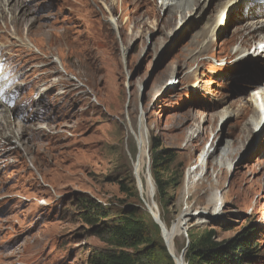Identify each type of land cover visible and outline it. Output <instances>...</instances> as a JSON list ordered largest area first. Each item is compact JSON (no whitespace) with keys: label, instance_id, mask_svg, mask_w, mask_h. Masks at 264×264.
<instances>
[{"label":"rangeland","instance_id":"rangeland-1","mask_svg":"<svg viewBox=\"0 0 264 264\" xmlns=\"http://www.w3.org/2000/svg\"><path fill=\"white\" fill-rule=\"evenodd\" d=\"M245 2L228 7L193 55L226 0L178 12L162 0H0L1 71L12 79L0 113V264H87L102 243L74 215L82 194L141 205L157 224L133 165L129 128L141 120L151 173L153 143L178 156L179 180L155 197L168 226L189 210L177 253L207 229L219 240L253 230L263 251L253 264H264V125L251 126L248 101L264 81V56L258 39L242 44L264 14L250 15ZM159 230L149 263L176 264Z\"/></svg>","mask_w":264,"mask_h":264},{"label":"trees","instance_id":"trees-1","mask_svg":"<svg viewBox=\"0 0 264 264\" xmlns=\"http://www.w3.org/2000/svg\"><path fill=\"white\" fill-rule=\"evenodd\" d=\"M177 157L176 150L162 148L156 142L152 144V174L161 198L167 196L176 178H180L173 168ZM73 207L84 233L102 243L90 247L87 264H150L148 258L158 248L161 234L158 224H150L148 213L141 205L106 203L82 194ZM252 233L249 230L227 240H219L215 229L192 235L186 261L189 264H253L263 251Z\"/></svg>","mask_w":264,"mask_h":264},{"label":"bare ground","instance_id":"bare-ground-1","mask_svg":"<svg viewBox=\"0 0 264 264\" xmlns=\"http://www.w3.org/2000/svg\"><path fill=\"white\" fill-rule=\"evenodd\" d=\"M162 3H163V5H162L163 8H167L170 10L174 9L177 12L179 10L180 11H184V10L187 11L190 8H192V11H195V10L197 11V10H199V8L200 9L202 7L204 8L208 4V0H162ZM173 3H175V6H173ZM195 3H197V4H195ZM234 3H235V0H226V3L224 5V9H223L221 15L219 16V18H217L214 21L211 20L212 23L210 25H208L206 27V29L204 28L205 30L203 29L202 31H200L198 33V35L202 38V40L197 42L198 43V49L193 55H195L196 53L201 51L202 47L204 46L205 41H207L206 39L209 37V35L214 34V31L216 30L218 24L224 20L228 7L233 5ZM244 6L245 7L243 10L250 12V15L255 14V13L264 14V0H247V2H245ZM24 13H25V10H24ZM110 16H111V14H110ZM184 19L185 18L182 17V19H180L179 22L181 23ZM258 19L259 20L254 21L250 25L251 27L249 29H247L246 34L242 40V44H245L246 42H254V41H256V39H258L259 43H258V46L256 48V50H258V56H260V55L264 56V50L258 49L260 47V45L264 43V16H262L261 18H258ZM110 20L114 24V26L117 27V23H116L115 18L113 16L110 17ZM207 22H209V21H207ZM254 44H255V42H254ZM241 50H242V48H241ZM1 64L2 63L0 61V113L3 110L2 109L3 107H6V108L8 107V106H6L7 104L5 105L3 103L5 102V98H7L10 94V88L9 87H10V84L12 82V79L10 78L9 73L7 71H4V70L1 71ZM248 97H249L248 101L254 109V115H253L254 117L251 120V124H252L251 126L258 129L264 125V81H263V83H261L260 85L255 87L254 92L251 94V96H248ZM2 115H4V114H2ZM6 115H8V114H6ZM129 129H131V131H133V133L136 137L138 149H139L137 152V155L133 161V165H134L135 175H136L138 188H139V191L141 193V196H142L144 202L146 203L147 208L149 207V209L154 213V215L161 219L162 226H163V231H162L163 237H164L165 243L167 245V248H168L171 256L173 258H175V260H177L178 264L185 263L186 259L181 258V255L179 253H177L176 241L179 237L182 236V234L185 235L184 223L187 221V218L189 215V210L188 209L184 210L182 212L181 216L172 224V226H168L167 223H165L163 221V219L161 218V215H160L158 204H157L156 199H155L156 193H157V184H156V181H155V179L151 173V169H150V153H149L150 135H149V129L145 126L143 120L140 121L139 127L137 129H135L133 127H130ZM11 136L6 134L5 140L7 142L8 141H14V142L18 143V137L16 135H11ZM205 152L206 151H204L200 156V162L203 164L207 163V155L205 154ZM223 153L225 154L226 151H224ZM218 162L223 164L222 157L220 159H218ZM192 169L193 168H191L187 172V178H188L187 181L188 182H187V186L185 189L186 193L189 190V182H190L189 180H190L191 175L193 174ZM214 207H215V210H217V207L216 206H214Z\"/></svg>","mask_w":264,"mask_h":264},{"label":"water","instance_id":"water-1","mask_svg":"<svg viewBox=\"0 0 264 264\" xmlns=\"http://www.w3.org/2000/svg\"><path fill=\"white\" fill-rule=\"evenodd\" d=\"M147 209H148L149 212L151 213V215H152L154 221H155V222L161 227V230L163 231V226H162V221H161V219H160L159 217H156V216L154 215V213L149 209V207H148ZM184 226H185V228H184L185 231L188 230V224H187V221L184 223ZM189 243H190V241L187 242V247H186L185 250L182 252V254H180V255H181V258H185V259H186V251H187V248H188ZM173 259H174L175 263L178 264L177 260H175V258H173ZM180 264H188V263L185 262V263H180Z\"/></svg>","mask_w":264,"mask_h":264}]
</instances>
